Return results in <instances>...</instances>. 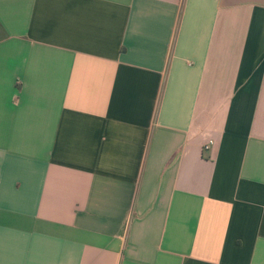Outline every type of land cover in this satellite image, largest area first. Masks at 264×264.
Wrapping results in <instances>:
<instances>
[{"label":"crops","instance_id":"crops-1","mask_svg":"<svg viewBox=\"0 0 264 264\" xmlns=\"http://www.w3.org/2000/svg\"><path fill=\"white\" fill-rule=\"evenodd\" d=\"M0 264H264V0H0Z\"/></svg>","mask_w":264,"mask_h":264},{"label":"built area","instance_id":"built-area-1","mask_svg":"<svg viewBox=\"0 0 264 264\" xmlns=\"http://www.w3.org/2000/svg\"><path fill=\"white\" fill-rule=\"evenodd\" d=\"M212 144H213V140H210L208 143L204 145V150L206 151L209 150Z\"/></svg>","mask_w":264,"mask_h":264}]
</instances>
